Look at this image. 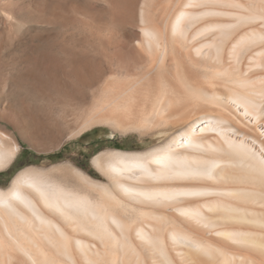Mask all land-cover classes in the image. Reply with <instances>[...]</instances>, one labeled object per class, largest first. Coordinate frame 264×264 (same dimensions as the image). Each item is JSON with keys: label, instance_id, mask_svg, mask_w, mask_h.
Segmentation results:
<instances>
[{"label": "bare ground", "instance_id": "obj_1", "mask_svg": "<svg viewBox=\"0 0 264 264\" xmlns=\"http://www.w3.org/2000/svg\"><path fill=\"white\" fill-rule=\"evenodd\" d=\"M91 1L71 9L95 56L66 65L92 105L36 140L179 131L99 153L102 179L64 163L0 186V264H264V0ZM20 150L0 125V171Z\"/></svg>", "mask_w": 264, "mask_h": 264}, {"label": "rangeland", "instance_id": "obj_2", "mask_svg": "<svg viewBox=\"0 0 264 264\" xmlns=\"http://www.w3.org/2000/svg\"><path fill=\"white\" fill-rule=\"evenodd\" d=\"M50 4L64 11L63 19L50 15ZM81 4L92 6L93 3L91 0H0V113L3 108L11 110L22 122V127L17 128L0 116V125L15 134L21 145L13 164L0 171V186L4 189L26 168L64 163L75 164L94 178L102 179L92 163L99 153L110 149L146 151L179 131L140 136L123 134L100 124L74 139L36 140L33 132L37 124L45 134L57 125L63 128L64 118L73 121L70 115L91 107L93 102L92 89L74 78L71 66L66 65L67 55L76 59L85 54L90 58L95 56L90 42H94L93 33L97 29L82 25L76 17L75 10ZM73 6L77 8L72 11ZM65 13L70 14L66 20ZM87 74L84 76L89 78Z\"/></svg>", "mask_w": 264, "mask_h": 264}]
</instances>
